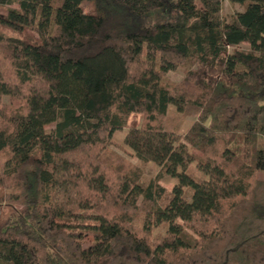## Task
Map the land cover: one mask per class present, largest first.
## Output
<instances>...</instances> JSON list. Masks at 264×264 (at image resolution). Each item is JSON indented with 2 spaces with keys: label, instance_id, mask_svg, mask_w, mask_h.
<instances>
[{
  "label": "trees",
  "instance_id": "obj_1",
  "mask_svg": "<svg viewBox=\"0 0 264 264\" xmlns=\"http://www.w3.org/2000/svg\"><path fill=\"white\" fill-rule=\"evenodd\" d=\"M227 1L0 0V264H264V0Z\"/></svg>",
  "mask_w": 264,
  "mask_h": 264
},
{
  "label": "rangeland",
  "instance_id": "obj_2",
  "mask_svg": "<svg viewBox=\"0 0 264 264\" xmlns=\"http://www.w3.org/2000/svg\"><path fill=\"white\" fill-rule=\"evenodd\" d=\"M5 7L17 8V5H8ZM82 8H83L84 12H87V13H90V12L93 13L94 12L93 7L90 4L84 3V4H82ZM242 10H243V6H240L237 4H231L227 0H223L222 7H221V17H222V19L228 21L232 14H234L236 12H240ZM1 11H2V9H1ZM4 33L11 35V36H16V34L8 32V31H6ZM25 33L29 34L30 36H35L33 33H30L28 31H26ZM240 47L244 51L248 50V45H246V44H241ZM196 68H197V65L193 61H191V60L184 61L183 63H181L178 66V68L175 71H171V72L167 73V75L164 78V82L170 83V84H175L183 78L185 71L195 70ZM173 114H174V111L171 109V111L169 112V116L174 117ZM136 118L141 121V117L137 116ZM191 121H192V117L187 116L184 119L183 128H186L188 126L189 122H191ZM52 127H53V125H49V126H46L45 129L50 130V129H52ZM126 131L127 130H123L120 132H115L113 134L112 139L114 141V145L110 147V150L116 156H118L124 160V163L127 165V168H125V171L132 170L133 173L138 174L139 177L141 178L139 181L140 184L145 185L148 180L155 178L156 175L159 174L160 168H159V166H157L151 162L141 163L136 158L133 151L131 149H129L123 142ZM257 146L261 149H264V138L258 137ZM193 174L197 178L201 177L200 174L197 173L196 171ZM160 184L164 188H166L168 191H170L171 188L173 187L174 180H172L171 178H169L167 176H163L162 180L160 181ZM163 230H164L163 227H160V228H158V230L155 231V234L156 235L160 234L163 232ZM91 238H92L91 235H87L84 237L86 242L90 241Z\"/></svg>",
  "mask_w": 264,
  "mask_h": 264
}]
</instances>
